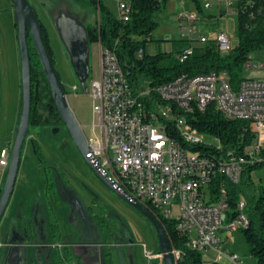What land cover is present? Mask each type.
I'll return each mask as SVG.
<instances>
[{"label": "built area", "instance_id": "obj_1", "mask_svg": "<svg viewBox=\"0 0 264 264\" xmlns=\"http://www.w3.org/2000/svg\"><path fill=\"white\" fill-rule=\"evenodd\" d=\"M113 1L114 10L106 5L119 24L128 22L131 0ZM157 1L162 3L164 0ZM199 2L202 8L213 5L212 0ZM217 2L218 5L221 2L232 5V0ZM242 8L250 18H255L257 13L264 12V0H245ZM178 20L181 28H188L189 36L195 32V11L181 12ZM120 32L121 28L107 46L98 41L100 74L91 84L97 119L93 127H97V132L92 139L87 138V158L98 165L100 173L112 182L113 188L131 203L142 202V195H149V202L157 203L156 211L175 221L176 229L188 237L195 250L201 253L213 251L212 261L219 264H223L222 259L228 264H244L241 256L225 248V244L231 241L230 231L244 228L239 208L245 207L246 203H238V214L227 220L230 206L225 185L218 186V198L212 201V183L223 172H232L240 183L246 164L264 160L261 153L264 149V57H256L253 52L246 56L242 70L263 76H244L236 87L226 70L197 74L183 72L155 87L144 86L130 80L131 67L120 61ZM187 40L189 42L175 51L180 62L190 58L197 47L191 42L192 38ZM210 40L223 54L229 53L235 44L226 30H219L211 39L205 36L199 39L201 45ZM137 55L142 57L143 49ZM135 91H147L148 99H135ZM209 105H214L225 117L247 122L253 139L244 146L242 155H235L233 148L225 149L221 144L209 142L208 146L216 151L201 153L187 147V140H194V146L198 145V140H205L203 132L187 128V115L195 109L203 111ZM165 108H172V115H165ZM176 110H183V118H176ZM167 122H175L174 130H183V143L170 138ZM9 158L10 150L1 147L0 166L6 168ZM191 169H201V179H191ZM129 188H138V195H129ZM143 204L147 206V203ZM225 219L227 224L224 225ZM220 230L226 232V239L218 234ZM170 251L174 256L182 254L181 249L170 247Z\"/></svg>", "mask_w": 264, "mask_h": 264}, {"label": "rangeland", "instance_id": "obj_2", "mask_svg": "<svg viewBox=\"0 0 264 264\" xmlns=\"http://www.w3.org/2000/svg\"><path fill=\"white\" fill-rule=\"evenodd\" d=\"M32 1L37 8V14H39L40 19L44 21L47 28L49 40L55 56V67L67 90L69 104L75 111L79 121L83 124L87 138L92 139L93 132H97V127H93L97 119L94 115L95 100L91 95V84L93 80L99 78L100 74L99 43L92 42L90 45V76L85 83L87 90L84 91L74 73L66 48L54 27L50 17V11L55 9L57 5L58 7L64 6L71 12L77 14L86 24H96V10L88 0ZM102 1L105 4H109V7L114 10L115 2L113 0ZM212 2L213 5L210 8H202L199 10L193 2L188 0L184 2L180 0H169L166 4H162L159 9L154 10L151 15V20L155 25L151 37H148L145 42L146 54H155L160 51H173L172 44L176 40L179 41L192 38L191 42L193 44H199L201 43L199 41L201 36L211 39L219 30H226L230 34L232 42L236 44L238 42L237 0H232L231 6H227L225 2H221L218 5L217 0H212ZM190 10L196 12L197 20L195 23V32L189 36L188 28H181L178 15L181 12ZM221 11L225 12L220 14ZM17 41L18 37L14 9L12 8L10 0H0V148L14 141L21 113V62L19 43ZM253 54L256 57H262V55H264V49L257 50L253 52ZM244 76L259 77L263 75L243 69L241 71V77ZM40 78L42 79V76ZM140 82L144 86L148 84L147 78L144 75L141 76ZM42 87L45 88L44 84L41 83V90L43 89ZM44 102L46 101H42V104ZM39 113L43 115V119L47 118L48 121L45 123V126H35L34 129L33 126H31V131L37 135L39 141L46 150L51 153L59 152L60 154L59 157L51 153V155L47 154V165L51 164L56 158L58 162L63 164V168L70 172L69 175L72 180H78L75 174L70 171L71 169L75 171L76 168V170L80 172V178H83L85 175L92 181L99 195L108 201L109 205L106 206V210H110V212L114 211L119 215V220L112 217L107 219V222L112 225L116 224L117 230L125 232V234L127 233L130 238L134 240L131 247H129L128 244L122 246L125 255H128L127 251H130V254L133 255V258L129 259L128 264H156V262L152 260L151 254L157 251L159 239L151 221L129 202L118 198V196L105 188L104 184L87 165L80 153V159L72 158L71 151L74 150L71 148L72 145H65L67 135L65 130L59 129L58 131H54L55 126L49 119H53L54 114L47 110L46 107H43L41 102L39 105ZM204 137L206 142L220 145L215 136L205 133ZM30 151L32 150L26 141L23 148L24 159L26 153L31 155ZM5 172L7 173V170L4 171V168L0 166V185L3 184L2 181ZM252 176L255 181V186H244L243 198L252 197L253 193L258 195L260 190L259 185L264 186V166L254 170ZM101 205L104 206V204L97 199V206L100 208ZM223 224H227L226 219L223 221ZM8 230V227L6 228L4 221H2L0 223V242L6 243V237H12L11 230ZM229 233L231 241L225 244V248L237 252L243 259L244 264H256V259L250 254V245L245 240L242 231H230ZM125 234L123 233L121 235L122 238L126 237L127 234ZM218 234L223 239H226V232L224 230H220ZM7 251L8 246H6L5 249L3 248L0 253V259L3 260ZM202 257L204 261L210 262L214 259V252H202ZM159 258L161 264H164L163 259L161 257ZM220 262L228 264L224 259L220 260ZM181 264L189 263L184 262Z\"/></svg>", "mask_w": 264, "mask_h": 264}, {"label": "trees", "instance_id": "obj_3", "mask_svg": "<svg viewBox=\"0 0 264 264\" xmlns=\"http://www.w3.org/2000/svg\"><path fill=\"white\" fill-rule=\"evenodd\" d=\"M92 1L96 5L99 4L101 21L95 32L90 35V43L101 40L102 45L107 46L121 28V43L118 47V54L121 63L131 67L130 80L134 84L140 82L143 75L147 78L148 85L155 87L174 79L183 72L197 74L226 70L229 73L232 85L236 87L242 79L241 71L246 56L249 53L264 49V12L257 13L255 18H250L242 8L245 0H240L237 5L238 42L234 44V48L229 53L223 54L217 48L216 43L210 40L201 46H197L194 54L184 62L179 61L174 50L160 51L155 54H146L145 52V42L148 37H151L155 25L151 20V15L154 10L159 9L168 0H164L162 3L157 0H131L130 19L128 22L121 24H119L112 10L102 0ZM188 1L193 2L199 10L202 9L199 0ZM256 1L260 2V0ZM41 28L49 54L55 64V56L48 31L42 21ZM29 41L31 42L29 49L32 75L30 125L38 126L42 124L43 115L39 113L40 102L43 107L54 114V117L62 120L30 34ZM174 42L185 45L184 43L189 42V40L182 39ZM140 49H143L142 57L137 55ZM41 83L44 84L45 88L42 87L44 90H41ZM155 96L154 94L153 97ZM142 99H148V94L143 96ZM42 101L46 102L42 104ZM186 119L200 132L215 136L225 149L233 148L241 155L244 146L253 139V134L248 130V124L245 120L225 117L219 110L215 109L214 105H209L203 111L195 109L187 115ZM174 129V122H167L166 130L170 132L171 137L180 139L179 131ZM189 147H193V150L201 153L209 150L216 151L214 147L208 146V142L205 140L196 146ZM261 153L264 156V149ZM262 166H264V160L246 164L240 183L232 182L224 174L218 175L212 183L214 192L212 201L218 198V186L220 184L225 185L230 206V210L226 215L227 220L238 214V203L241 199L245 200L244 212L246 213L247 223L241 231L250 245V254L256 259V264H264V186L259 185L258 195L253 193L252 197L248 198H243V195L245 187L255 186L252 172ZM148 207L158 214L165 226L171 248L181 249L182 254L179 256V259H181L179 264L184 262L189 264H219L214 261H204L202 253L190 247L187 244L188 238L176 229L175 221L161 216L152 205L149 204Z\"/></svg>", "mask_w": 264, "mask_h": 264}, {"label": "water", "instance_id": "obj_4", "mask_svg": "<svg viewBox=\"0 0 264 264\" xmlns=\"http://www.w3.org/2000/svg\"><path fill=\"white\" fill-rule=\"evenodd\" d=\"M13 2L15 7V18L18 25L17 35L21 62L22 106L17 131L11 148L6 181L0 197V223L10 202V197L12 195L20 167L23 147L30 130L32 109V75L29 49L30 34L62 122L71 135L85 162L97 175V177L115 194L129 202L151 221L158 235L160 254L164 264H179L181 259L176 258L170 251L168 233L156 213L140 201L131 203L124 194L119 193L113 188L112 182L100 173L98 165H95L87 158L86 155L89 152L88 139L84 133L83 125L69 104L65 87L55 67L53 59L49 54L44 41L40 18L29 0H13ZM50 13L52 15H50L52 22L66 48V51L68 52L74 73L78 81L81 83L82 89L86 91L87 88L85 87V83L90 76V43L87 26L77 14L71 12L64 6L58 7L57 5V7L51 10ZM56 130L57 129H54V131ZM42 167L45 172V167L47 166L42 164ZM56 178L57 177L53 176L49 177L48 174L46 180L52 181L55 179L56 181ZM61 196L65 199L63 194H61ZM68 199L72 203L70 198ZM76 201L83 205L81 199H76ZM18 219V222L13 223L9 229L13 235L15 233H19L21 235L22 233H20V230L26 229L25 227L28 222V218L25 216H18ZM25 239L26 236L17 240H21L23 242ZM43 240L45 242L44 244L49 243L48 238ZM96 240L97 239H93L92 241H89V239H86L85 237L82 238L83 244H86L87 242H97ZM9 241L11 242L13 239L12 237L10 238L7 236L6 242ZM19 246V244H16L14 249ZM103 262L104 259L102 260V263Z\"/></svg>", "mask_w": 264, "mask_h": 264}, {"label": "crops", "instance_id": "obj_5", "mask_svg": "<svg viewBox=\"0 0 264 264\" xmlns=\"http://www.w3.org/2000/svg\"><path fill=\"white\" fill-rule=\"evenodd\" d=\"M10 2L13 8L12 0H10ZM224 12L225 11H221L220 14H223ZM195 45L201 46L200 43ZM172 46L173 50L177 51L178 48L183 46V44L173 42ZM258 57L260 58L261 56ZM262 57H264V55H262ZM94 133L95 131L93 132V135ZM28 146L31 148L29 144ZM42 150L45 157L48 156L47 154H52L56 157H59L60 155L59 152L51 153L43 146ZM73 150L74 151H71L72 158L80 159L81 153L74 148ZM30 152L31 155L26 153L25 159L22 152V158L15 186L12 192V197L10 199L5 216L2 220L4 221L6 228L8 227V229H10L13 223L18 222L17 220L19 219L16 213L22 212V214H24V216L29 219L35 236L37 237V243L39 244L34 246L33 249L36 253L39 254V258H41L42 261L44 256L43 252H45L44 248L46 246L39 245L42 243L44 244L45 242L43 239L46 238H48V241L51 243L61 242L67 244L62 247L63 251L66 254L70 253V255H72L73 248L71 244L69 245L68 243L79 241L80 235L83 234V237L89 239V241L97 239L96 241L100 242L104 246L105 252L107 254L111 253L112 249H110V247L107 248V246L110 245L107 244V242H109L108 236L110 235V232L107 230V228L104 227V224L106 223L107 219H110L112 217L119 220V215L114 211L110 212V210H106V206L109 205L108 201L106 199H103L99 195L92 181L85 175L83 178H80V172L76 170V168L75 171L70 168L71 173H74L78 179L72 180V178L70 177L69 180H67L68 182H66L65 180V183L68 185V189L75 197V199L70 198V200L72 201L71 203L68 197H66L65 195V199L62 198L61 194H59V191L55 190V186L53 187L50 184L47 185L42 164L39 163V160L34 154L33 150ZM5 170L7 169L4 168V171ZM5 175L6 172L4 174L3 181ZM1 186L2 184L0 185V187ZM104 186L113 194H115L107 185L104 184ZM115 195L118 196L117 194ZM118 198L121 197L118 196ZM76 199H81V201L83 202V207L88 211V215H86V217H82L77 212H74L76 210L74 208L73 201H76ZM97 199H99V201L104 204V206L101 205V207L99 208L97 206ZM91 207L95 209V212L97 213L96 216L94 210L91 209ZM131 241L132 243L134 242L133 239ZM5 247L3 248L5 249ZM31 247L32 246L26 247L27 251L30 252ZM3 248L0 250V253L2 252ZM158 248L157 251L151 254V257L152 260L156 262V264H161V260L158 257V254L160 253V244ZM107 254L103 256V253L101 251L97 254L93 262L96 261L98 264H102V260L104 259L105 263L103 262V264H114L110 261L111 257H109ZM91 255H93V253L89 252L85 254L84 250L76 249L75 254H73L71 258H73L74 261L78 264H91L93 263L91 262ZM0 261L2 262V259H0ZM42 263L45 264V261H43Z\"/></svg>", "mask_w": 264, "mask_h": 264}, {"label": "flooded vegetation", "instance_id": "obj_6", "mask_svg": "<svg viewBox=\"0 0 264 264\" xmlns=\"http://www.w3.org/2000/svg\"><path fill=\"white\" fill-rule=\"evenodd\" d=\"M29 1H30L31 5L33 6V8L35 9V11H37V8L35 7L33 1L32 0H29ZM88 1L90 2V4L92 6H94V9L96 10V13H97L96 24H90V23L86 24L84 22L85 25L87 26L88 38H89V43H90V35L92 33H94L95 29L100 25L101 15H100V9L98 8L99 4L96 5L92 0H88ZM12 4H13V8L15 10L13 0H12ZM37 13H38V11H37ZM48 13H49V11H48ZM38 16H39V14H38ZM40 21H42V19H40ZM42 22L44 23V21H42ZM15 25H16L17 30H18L16 18H15ZM17 37H18V35H17ZM30 43L31 42L29 41V46H30ZM90 45H91V43H90ZM65 90H66V88H65ZM66 93H67V90H66ZM49 119L53 122V124L55 126L54 129H57L56 131H58L59 129L65 130V132L67 134L66 140H65V145H67V146L72 145V147L74 149L79 151L78 148L76 147L71 135L69 134L65 125L63 124L62 120L57 119L56 117H54L53 119H51V118H49ZM47 121H48L47 118L43 119L42 124L38 125V127L45 126V123H47ZM34 128H35V126H33V129ZM83 130H84V133L86 135L84 126H83ZM86 137H87V135H86ZM26 141L31 146L34 154L37 156L39 163L45 164L47 166V167H45V172H46L45 178L48 177V174H49V177H52V176L57 177L56 181H55V179L52 181L46 180L47 185L50 184L53 187L55 186V190L59 191V194H63L68 198L75 199L72 192L68 189V185L65 183V180H66V182H68L67 180H69V178H70V175H69L70 172L67 169L65 170L63 168L64 167L63 164L58 162L56 160V158L54 161H52L51 164L47 165V160L43 154L41 142L39 141V138L37 137V135L33 131H31V125H30V130H29V134L27 136ZM26 141H25V143H26ZM12 145H13V141L9 142V144H7L5 146L10 150V153H11ZM6 169H8V166L6 167ZM53 170H55V171H53ZM45 172H44V174H45ZM6 176H7V173L5 175L3 184L0 187V197H1L4 185H5ZM11 197H12V195H11ZM11 197H10V199H11ZM73 205H74V208L76 210V211L73 210L74 212H77L82 217H86V215H88V211L86 210V208L83 207V205H81L77 201H73ZM91 209L94 210V213L96 216L97 213L95 212V209L92 207H91ZM6 211H7V209H6ZM6 211H5V213H6ZM16 215L24 217V214L22 215V212L16 213ZM4 216H5V214H4ZM115 225L116 224H113V225L109 224L107 221L104 224V227L107 228V230L110 232V235L108 236L109 242H107V244H110V245H108L107 248L110 247V249H112L111 253L107 254L104 250L105 249L104 246L100 242H87L86 244H83L82 238L84 235L82 234L80 236L79 241L68 243L69 245L71 244V246L73 248L72 255L75 254L76 249H82V250H84L85 254H87L89 252L93 253V255H91V259H92L91 262H93V260H95V258L97 256V254L102 251L103 256H105L107 254L109 257H111L110 261L113 262L114 264H128L129 259L133 258V255L130 254V251H127L128 255H125V252H124V249L122 246L125 244H128L129 247H131V245L133 244L131 241L132 239L130 238V236L127 233H126L127 234L126 235L125 232L117 230L118 228ZM25 228L26 229H24V230H22V229L20 230V233H22L21 235L19 233H15L14 235L12 234L13 241H11V242L9 241L6 243L0 242V250L3 247L8 246V252L6 253L4 259L2 260V262L0 264H43L42 263L43 261H45V264H75L76 263L74 261V259L71 258L72 255H70V253L66 254L63 251L62 247L64 245H67V244H64L61 242H57V243L49 242L47 244L42 243L43 245L40 244L39 246H46L44 248L45 252H43L44 256H43V261H42V259L39 258V254L36 253L35 250L33 249L34 246H36L39 243H37V241H36L37 237L35 236V233L32 229V225L30 224L29 219H28V222L26 223ZM123 233L126 235L125 238H122V236H121ZM24 236H26V239L23 240V242L21 240H17L19 238L22 239V237H24ZM98 243H100V244H98ZM16 244H19L20 246L18 248L14 249V246ZM100 245H102V246H100ZM28 246L29 247L32 246L30 249V252L27 251L26 247H28ZM123 253H124V256H123ZM158 256L160 257V253L158 254ZM76 264H78V263H76ZM86 264H90V263H86ZM91 264H98V263L96 261H94Z\"/></svg>", "mask_w": 264, "mask_h": 264}, {"label": "bare ground", "instance_id": "obj_7", "mask_svg": "<svg viewBox=\"0 0 264 264\" xmlns=\"http://www.w3.org/2000/svg\"><path fill=\"white\" fill-rule=\"evenodd\" d=\"M147 94H148L147 91H135V99H142V97ZM165 115H172V108H165ZM176 118H183V110H176ZM186 126L188 129H196L187 121V119H186ZM177 131H179V134L181 136L180 139L173 138L171 137V135H170V138L176 141V143H183V130H177ZM202 142H204V140H198V143H202ZM193 145H194V140H187V147L193 146ZM233 153H235V155H241L237 153V151H235L234 149H233ZM223 174L224 176H226V178L230 179L232 182H235V183L239 182V178L234 177V174H232V172H223ZM190 178L191 179H201V169H191ZM129 195H138V188H129ZM142 203H147V207L150 204L157 210V203L149 202V195H142ZM240 203H245V200L241 199ZM239 216H240L241 226H244L247 223V217H246V213L244 212V207L239 208ZM187 244L190 247L195 249V246L192 245V242L188 239H187ZM172 250H177V249L174 248ZM179 256L180 254H175V257L178 259H179Z\"/></svg>", "mask_w": 264, "mask_h": 264}]
</instances>
